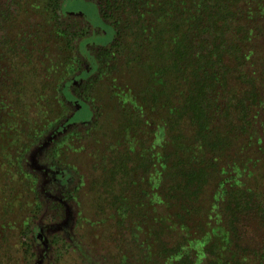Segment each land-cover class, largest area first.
Returning <instances> with one entry per match:
<instances>
[{
	"label": "trees",
	"instance_id": "16d2710c",
	"mask_svg": "<svg viewBox=\"0 0 264 264\" xmlns=\"http://www.w3.org/2000/svg\"><path fill=\"white\" fill-rule=\"evenodd\" d=\"M43 1L60 20L63 0ZM94 1L104 23L114 28V39L87 58L93 71L86 76L82 69L74 71L82 61L75 45L71 55L76 59L70 63L69 75L52 79L55 89L51 97L17 89L23 77L12 76L10 60L0 51V142L10 138V152L14 151L8 168L11 165L10 171L25 174L30 150L61 128L56 129L60 122H53L68 119L65 99L78 78L83 79L79 94L87 97L71 95L91 103L97 127L98 106L87 91L97 78L122 72L130 80L122 85L114 78L110 85L124 110L121 116L126 123L119 126V133L129 130L135 137L138 131L148 133L153 123L157 128L169 125L171 131L160 144L170 146L169 153L158 148L141 164L149 171V187L154 188L151 201L158 207L151 223L136 218L128 223V240L135 243L129 260H137V264H264V88L260 89L264 59L257 45L264 40V0ZM82 23V30H77L81 35L91 29L86 19L76 28ZM136 73L142 80L138 84L132 82ZM63 126L71 128L69 122ZM111 140L100 151L103 161L105 155L113 157L115 179L120 165L115 163ZM138 144L147 148L146 143ZM6 158L1 161L5 163ZM58 169L69 176L66 167ZM2 171L0 194L4 195L8 172ZM117 183L122 185L121 180ZM213 183L215 188L209 192L207 187ZM120 189L116 201L123 196V187ZM34 197L39 198V193L34 191ZM139 198L148 199L145 191ZM38 206L40 210L41 204ZM138 207L134 216H146V204ZM119 212L115 214H126V208ZM33 226H27V232ZM160 226L175 240H162L154 232Z\"/></svg>",
	"mask_w": 264,
	"mask_h": 264
},
{
	"label": "rangeland",
	"instance_id": "374dc122",
	"mask_svg": "<svg viewBox=\"0 0 264 264\" xmlns=\"http://www.w3.org/2000/svg\"><path fill=\"white\" fill-rule=\"evenodd\" d=\"M3 9L4 12L7 9L5 15H2ZM51 11L43 0H0V51L10 60L12 76L18 74L23 77L16 88L23 87L33 94L45 92L50 97L55 89L52 79L59 74L69 75L70 63L75 61L74 55H71V51L74 54L75 45L79 47L75 49L76 55L82 61L74 71L80 72L82 69L86 76L93 71L92 62L87 58L99 46L108 45L114 39V28L104 23L94 0H63L60 20ZM85 19L91 29L81 35V31L78 33L77 30H82L84 23L78 28L76 26ZM257 45L264 59V40ZM261 61L259 59L256 64ZM23 63L27 64L24 66ZM260 68L264 70V66ZM114 78L122 85L130 80L122 72L113 71L109 78H97L93 88L87 91L98 106L96 112L100 119L97 127H94L97 117L91 103L85 99L79 101L71 95L81 92L83 79L74 80L70 85L72 92H67L65 99L68 119L64 117L62 122L54 121L60 122L56 129L61 128L30 150L25 160V174L19 175L17 172V175L15 171H10L11 165L8 168L7 164H11L10 154L14 153L12 150L10 152V138L0 142L8 146L4 148L0 145V174L3 175L2 170L8 172V182L4 180L2 183L7 184L2 188L5 194H0L2 264H125L128 261L137 264V260H129L135 243L128 240V223L131 224L134 218L151 223L157 206L151 201L154 188L149 187V171L145 172L141 164L144 157L151 158L149 153L159 151L158 148L163 149L165 155L169 153L170 146L166 144L160 147V144L170 137L171 131L169 125L157 128L153 123L148 126V133L138 131L135 137L129 130L125 134L119 133V126L126 121L121 116L124 110L122 112L110 89ZM132 82H142L138 73L132 76ZM263 88L262 81L260 89ZM79 97L87 96L79 94ZM167 114L164 111V118H167ZM68 122L71 125L69 130L63 126ZM33 124L37 125L36 119ZM66 130H72V133ZM136 137L140 143H146L147 148L139 146ZM111 139L115 143V163L120 165L115 179H112L111 172L113 157L105 155L106 161H103L104 156L100 151ZM3 156H7L5 163L1 161ZM58 167H66L69 176ZM118 180L122 185L117 183ZM131 181L134 183L130 186ZM122 187L123 196L127 199L122 196L116 201ZM207 188L210 192L215 188V183ZM107 189L111 194L107 193ZM34 191L39 193V198L34 197ZM143 191L148 199L139 198ZM134 203H145L147 215L134 216L139 209L138 204ZM38 204H41L40 210ZM118 208H121V212L126 208V214L123 215ZM116 211L121 214L117 216ZM29 221L34 225L30 233L27 232ZM38 226L43 227L37 231ZM154 232L162 240H175L161 226Z\"/></svg>",
	"mask_w": 264,
	"mask_h": 264
}]
</instances>
